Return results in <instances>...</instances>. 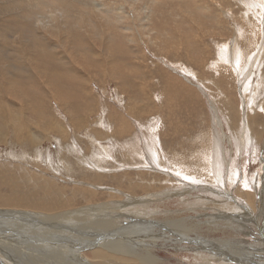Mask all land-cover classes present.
Masks as SVG:
<instances>
[{
  "label": "rangeland",
  "instance_id": "rangeland-1",
  "mask_svg": "<svg viewBox=\"0 0 264 264\" xmlns=\"http://www.w3.org/2000/svg\"><path fill=\"white\" fill-rule=\"evenodd\" d=\"M219 1L149 0L146 3L151 4V11V8L148 9L144 4H137L133 0H0V58L10 61L13 73V81L6 82L3 79V67L0 69V102L9 110H24L32 119L38 118L43 110H47V115L56 124L70 128L68 139L65 141L58 133H55V137L53 133H49L36 140L30 139V142H35L33 146L9 138L7 142H0V223L9 216L6 212L74 213L84 207L97 206L100 195L89 200L91 196L82 191L74 192L77 186L99 190L100 194L105 195L113 191L126 193L138 183L159 187L162 181H158L155 173L162 174L163 177L171 174L174 180L164 179V186L160 189L144 192L135 187L136 194L126 193L130 199L128 206H132L134 200L142 196L162 197L164 192L180 193H169L167 197H162L163 199L147 201V214L160 217L169 212L179 213V221L184 224L182 230L189 232L190 239H187L172 236L162 228L140 227L160 230L157 236L160 238L159 246L156 243L159 258L162 259L160 264H222L214 257L213 252L217 253V243H213L214 240L222 242L218 244L222 249L226 246L236 253L218 252L221 254L218 256H223L225 262L264 264V133L260 136L255 132V135L245 139L238 135L233 129L237 127L229 120V114L218 111L221 102L213 99L217 92L207 89L212 79L228 74V80L233 81L237 93H240L241 101L238 107L243 113L241 123L245 117H249L253 102L256 103L255 110L264 113V85L257 86V90L254 88L257 85L256 80L263 81L264 52L260 68L250 64L258 53L255 48L257 43L259 47L264 48V21L261 19L264 18V10L259 9L262 5L257 0V3L255 0ZM206 4L212 7L211 13L202 8ZM250 6H253V9ZM106 7L115 10L114 19L107 18ZM35 8L38 9L33 11ZM216 11L219 13H215ZM242 11L243 14L240 13ZM261 11L263 17L262 14L259 15ZM121 14L125 16L118 24L115 19ZM213 14L218 18L215 23L209 21ZM246 15L249 16L248 21ZM146 17L148 21H144L143 18ZM56 20L60 26L57 34L53 26ZM26 21L28 23H25ZM217 22L222 24L221 34L216 30V27H219ZM199 23L201 25L196 28ZM95 25L100 26L98 28ZM107 26L112 29L109 30ZM200 27L203 34L213 35V40L210 41L211 60L193 53V43L196 44L197 38L203 40L204 46L207 43L200 34ZM102 29H106L107 34ZM42 43H46L47 48L41 47ZM225 44L229 45L228 51H231V55L245 58L243 66L237 68L244 71V77L253 81L254 87H243L242 80L236 73L222 72V64L217 61L214 64L218 49ZM30 55L43 58L40 67L28 60ZM200 57L206 61L203 67L196 63ZM20 62H23L21 68L18 67ZM17 88L22 93L15 92ZM230 89L233 87L228 90ZM7 91L9 93H6ZM225 92L228 96V92ZM229 99L221 101L229 103ZM26 103L33 109H27ZM63 103L70 106H64ZM34 115L38 116L35 118ZM214 117L218 118L217 127L213 123ZM121 121L128 122L127 127L131 129V133L119 135ZM28 124L39 127L29 122ZM207 135L212 137V145L215 144V138L220 140L221 154L226 150L223 159H219L216 152H212V145L207 147L210 143ZM230 138L233 140L230 141ZM37 140L41 142L38 143ZM158 141L163 144H158ZM253 143L256 144L255 147ZM239 144L242 146L239 147ZM163 151L167 152L168 158H164ZM208 152L210 155L211 152L214 154V163L210 161L206 166L203 165V159ZM139 171H148V174L146 173L143 179L139 176ZM95 173L99 175L96 177ZM7 183L11 185L8 187ZM145 187L147 186H142ZM239 188L255 192V199L249 198L245 192L239 191ZM39 197L43 200L40 201ZM4 200L7 204L3 203ZM110 201L112 199L99 200V204ZM75 202L77 205L73 204ZM42 203L47 204L44 206L48 209H42ZM137 211H125L124 213L130 216L122 217L119 227L123 229L124 226L126 229L142 220L143 223L155 222L153 218L150 222L151 219L147 216H137ZM72 216L77 217L76 214ZM231 217L233 220L227 219ZM212 218L215 221H212ZM15 221L26 224L18 225L19 227L8 224L9 227L0 228V236L4 233V236L12 237L14 242L17 240L20 243L39 238L40 234L33 227L34 218H19ZM28 222L30 226L27 225ZM55 223L59 224L58 221ZM14 227L17 229L13 230ZM140 228L132 230L138 234ZM68 232L76 234L70 229ZM197 233H202L203 238H197ZM167 234L170 236V243L178 244L164 243L163 239ZM207 241L211 245H207ZM48 243L59 249H81L84 258L91 261L94 260L92 251L97 247L93 244L81 245L82 243L78 244L75 240L66 241V245L61 242L59 245L52 238ZM134 245H141V242ZM237 252L244 258L240 260L243 262H238L241 257ZM33 257L36 260L40 258ZM69 258L76 259L74 255ZM118 260L120 264L133 262ZM0 264H14L1 249Z\"/></svg>",
  "mask_w": 264,
  "mask_h": 264
},
{
  "label": "bare ground",
  "instance_id": "bare-ground-1",
  "mask_svg": "<svg viewBox=\"0 0 264 264\" xmlns=\"http://www.w3.org/2000/svg\"><path fill=\"white\" fill-rule=\"evenodd\" d=\"M17 1V0H16ZM50 1V0H49ZM59 1V0H58ZM135 3H141L142 5L144 4L146 8H151V11H152V7L150 6L151 4L149 3H146L147 1L149 0H133ZM161 1V0H160ZM222 1V0H220ZM219 1V2H220ZM257 1H260L262 7H260L259 9L261 10H264V0H257ZM257 1L255 0V2L257 3ZM20 2V0H19ZM40 2V1H39ZM84 2V1H83ZM163 2V1H162ZM254 2V1H253ZM17 3V2H16ZM26 3V2H25ZM58 3V2H57ZM76 3V2H75ZM156 3V1H155ZM216 3V2H215ZM218 3V1H217ZM245 3V2H244ZM255 3V4H256ZM50 4V3H49ZM254 4V5H255ZM51 5V4H50ZM79 5V4H78ZM81 5V4H80ZM167 5V4H165ZM194 4H192L193 6ZM218 5V4H217ZM245 5V4H244ZM260 5V6H261ZM4 6V5H2ZM6 6V5H5ZM37 6V5H36ZM35 6V7H36ZM156 6V5H155ZM189 6V5H187ZM203 6V5H202ZM247 6V4H246ZM256 6V5H255ZM254 6V7H255ZM88 7V6H87ZM186 7V6H185ZM197 7V6H196ZM221 7V6H220ZM249 7V6H247ZM251 7V6H250ZM253 7V6H252ZM251 7V8H252ZM10 8V7H9ZM82 8V6H81ZM187 8V7H186ZM193 8V7H192ZM191 8V9H192ZM202 8H205L207 12L211 13V10H212V7L210 6V4H206L204 5ZM226 8V7H225ZM6 9V8H5ZM36 9L38 8H35L33 11H35ZM85 9V8H84ZM106 16L107 18L109 19H114L113 18V15L115 14V10L114 9H111V8H108L106 7ZM141 9L143 10V8L141 7ZM154 9V8H153ZM253 9V8H252ZM252 9H250L252 11ZM256 9V8H255ZM89 10V9H88ZM196 10V9H195ZM248 10V9H246ZM246 10L245 12L242 11L240 12L241 14H243L244 12V15L246 13ZM254 11V10H253ZM32 12V10H31ZM249 12V11H248ZM255 12V11H254ZM259 12V11H258ZM262 13H260L259 15H261L263 17V11H261ZM22 13V12H21ZM26 13V12H25ZM124 13V11L122 12ZM215 13H219L218 11H216ZM214 13V14H215ZM257 13V12H256ZM33 14V13H30V15ZM38 14V13H37ZM125 14V13H124ZM124 14H121V15H117L118 18L115 19L116 23L120 24V21L122 18H124ZM213 14L212 18L209 19V21H212L215 23V20H217L218 18L215 17V15ZM34 15V14H33ZM116 15V14H115ZM208 15V14H207ZM233 15V14H232ZM248 15V13H247ZM245 18H247V21H248V18L249 16ZM257 17H258V13L256 14ZM88 16V15H87ZM234 16V15H233ZM14 17V16H13ZM159 17V16H158ZM252 17V16H251ZM4 18V17H3ZM6 18V17H5ZM4 18V19H5ZM10 17H8L9 19ZM29 18V17H28ZM152 18V17H151ZM255 18V17H254ZM259 18V17H258ZM257 18V19H258ZM2 19V17H1ZM0 19V21H1ZM144 21H148V18H143ZM235 19V18H234ZM252 19V18H251ZM256 19V18H255ZM260 19V18H259ZM263 19L264 21V18H261ZM13 20V19H12ZM31 20V19H30ZM124 20V19H123ZM127 20V19H126ZM195 20V19H194ZM221 20V19H219ZM244 20V19H243ZM3 21V20H2ZM6 22V21H5ZM57 20L55 21V23H53V26H54V32L57 34V31L60 30V26H58L57 24ZM92 22V21H91ZM234 22V21H233ZM239 22V21H237ZM236 22V23H237ZM253 22V21H252ZM256 22V21H255ZM258 22H262L258 20ZM12 23V22H11ZM15 23V22H14ZM21 23V22H20ZM25 23H28L27 21ZM24 23V25H25ZM7 24V23H6ZM16 24V23H15ZM110 24V23H109ZM145 24V23H143ZM203 24V23H202ZM216 24H219L218 26L219 27H216L218 29L217 32H219V34H221V30H220V26H222L221 23L217 22ZM244 24V23H243ZM256 24H258L256 22ZM263 24V23H262ZM12 25V24H11ZM23 25V27H24ZM43 25V24H42ZM201 25V23H199V25L196 27V28H199V26ZM209 25V24H208ZM238 25V24H237ZM255 25V24H254ZM5 26V25H4ZM14 26V25H13ZM35 26V25H34ZM100 26V25H99ZM99 26H96L95 27H98ZM110 26V25H109ZM204 26V25H203ZM258 26V25H257ZM7 27V26H6ZM243 27V26H242ZM245 27V26H244ZM243 27V28H244ZM256 27V26H254ZM5 28V27H4ZM25 28H26V25H25ZM27 28H28V25H27ZM80 28V27H79ZM108 28L109 30L112 29V27H106ZM212 28V27H211ZM262 28V27H261ZM3 29V28H2ZM7 28H5L6 30ZM22 29V28H21ZM213 29V28H212ZM211 29V30H212ZM237 29V28H236ZM253 29V27H252ZM1 30V28H0ZM4 30V29H3ZM2 30V31H3ZM10 30V29H9ZM28 29H26L27 31ZM37 30V29H36ZM204 30V29H203ZM238 30V29H237ZM72 31V30H70ZM102 31L107 34L106 32V29H102ZM5 32V31H4ZM28 32V31H27ZM38 32V31H37ZM36 32V33H37ZM88 32V31H87ZM213 32L215 33L214 29H213ZM3 33V32H2ZM8 34V33H7ZM24 34V33H22ZM25 34H28V33H25ZM24 34V35H25ZM44 34V33H43ZM42 34V35H43ZM62 34V33H61ZM104 34V35H105ZM200 34L202 36L203 39H205L207 41V43L203 44V40H201L200 38H197L196 39V44L193 43V53L195 52V54H201L204 59L207 58L208 60L210 59L211 60V56H209L211 53H212V47H211V40L213 35H205L202 33V28L200 27ZM3 35V34H2ZM100 35V33H99ZM102 35V34H101ZM225 35V34H224ZM257 35V34H255ZM254 35V36H255ZM4 36V35H3ZM2 36V37H3ZM9 36V34H8ZM19 36V35H18ZM17 36V37H18ZM32 36V35H31ZM24 37V36H23ZM42 37V36H41ZM150 37V36H149ZM5 38V37H3ZM16 38V37H15ZM25 38V37H24ZM31 38V37H30ZM34 38V37H32ZM36 38V37H35ZM40 38V37H39ZM66 38V37H65ZM69 38V37H67ZM179 38V37H178ZM38 39V38H36ZM102 39V38H101ZM100 39V40H101ZM106 39V37H105ZM16 40V39H15ZM25 40V39H24ZM28 40V39H26ZM25 40V41H26ZM19 41V40H18ZM39 41V40H38ZM179 41V40H178ZM240 41V40H239ZM1 42V41H0ZM6 42V41H5ZM16 42V41H15ZM14 42V43H15ZM37 42V41H36ZM35 42V43H36ZM253 42V41H252ZM251 42V43H252ZM9 43V42H8ZM24 43V42H23ZM27 43V42H26ZM41 43V42H40ZM238 43V42H237ZM3 44V43H2ZM18 44V43H17ZM20 44V43H19ZM235 44V43H234ZM1 45V43H0ZM10 45V44H9ZM30 45V44H29ZM37 46L39 45L38 43L36 44ZM47 44L46 43H42L41 44V47H46ZM253 45V44H252ZM258 46H256L255 48L258 50V53L257 55L255 56L254 55V58L253 60L250 62V64H255L257 65L258 68L259 67V64L261 62V59H262V55H263V52H264V48L262 47H259V44L257 43ZM25 46V45H23ZM27 46V45H26ZM32 46V45H31ZM181 46V45H180ZM249 46V45H248ZM251 46V45H250ZM2 47V46H1ZM17 47V46H16ZM22 47V46H21ZM39 47V46H38ZM252 47V46H251ZM250 47V48H251ZM37 48V47H35ZM10 49V48H9ZM13 49V48H12ZM229 45H223V46H220V50L218 49V54L216 55V58L214 60V64L217 62L221 63L222 64V72H228V73H236L239 78L242 80V84H243V87H246V86H253V81L251 82L248 78L244 77L243 76V73L244 71H240L239 68L237 67H241L243 66V60L242 59L243 57L242 56H239V57H236L235 54H232L231 55V51L229 50ZM249 49V48H248ZM21 50V49H20ZM31 50V49H30ZM256 50H254L255 52ZM262 51V53L260 52ZM22 52V51H21ZM38 52V51H37ZM49 52V51H48ZM234 52V51H233ZM25 53V52H23ZM245 53V52H244ZM22 54V53H21ZM31 54V53H30ZM246 54V53H245ZM26 55V54H25ZM227 55V56H226ZM231 55V56H230ZM27 56V55H26ZM235 57H236V61H235ZM246 57V55H245ZM201 58V57H200ZM203 58H201L198 62H196L200 67H203L205 64H206V61L204 60ZM250 59V58H249ZM28 60L31 61L32 63H36L37 65H39L40 67V63H41V60H43V58H41L39 55L37 56H29L28 57ZM24 62H27V61H24ZM14 63V62H13ZM12 63V64H13ZM10 61H6L4 60L2 57L0 58V69L2 68V74H4L3 76V79L8 82V80L13 81L12 80V76L11 74L12 71H11V67H10ZM21 64H23V62H20L18 63V67L21 68ZM15 65V64H14ZM46 65V64H45ZM245 65V64H244ZM43 65H41L42 67ZM31 70V69H30ZM1 71V70H0ZM107 71V70H106ZM221 72V73H222ZM0 73V74H1ZM264 73V72H263ZM1 74V75H2ZM183 74V73H182ZM225 74V73H224ZM235 74V75H236ZM184 75V74H183ZM231 76V74H230ZM184 77V76H183ZM228 77L229 75L228 74H225L224 76H222L221 78H217V79H212L210 83V86L207 85V89H211L212 91L215 90V92H217V96L216 97H212L213 99H215L214 101H220L221 102V106L218 108V111H222L223 113H228L229 116H230V119L231 120V123L233 125H235L237 128H233L237 133L238 135L244 137H249V136H252L253 134L255 135V132L256 134H259L260 136L264 133V113L263 112H260V111H256L255 110V105L256 103L253 102L252 105H251V108H250V115L249 117H245V120L243 123H241V121L243 120V113L241 111V109L238 107V104H240V101H241V97L239 96V94L237 93V87L236 85L233 83V81H229L228 80ZM15 78V77H14ZM87 78V77H86ZM199 78V77H198ZM231 78V77H230ZM234 78V77H233ZM2 79V78H0ZM48 79V78H47ZM185 79V78H184ZM232 79V78H231ZM42 80V79H41ZM49 80V79H48ZM200 80V79H199ZM225 80V81H224ZM233 80V79H232ZM262 80L260 82V80H256L257 81V85L254 87L256 90H257V86L259 85H264V74H263V77H262ZM15 81V80H14ZM20 81V80H19ZM30 81V80H29ZM224 81V84L223 86L222 83ZM235 82H237V80H234ZM255 81V80H254ZM190 82V81H189ZM14 83V82H12ZM23 83V82H22ZM241 83V82H240ZM59 84V83H58ZM239 84V83H238ZM4 85V84H2ZM11 85V84H10ZM55 85V84H54ZM15 86V85H14ZM14 86H10V88H14ZM238 86V85H237ZM20 87V85L18 86ZM22 87V86H21ZM182 87V86H181ZM185 88V86H183ZM230 88L233 87V89H230ZM261 87V86H260ZM1 88V87H0ZM5 88V87H4ZM9 88V87H8ZM22 89V88H21ZM13 90V89H12ZM24 90V89H23ZM183 90V89H182ZM20 91V89L17 88V91L15 92H18ZM32 91V90H31ZM199 91V90H198ZM228 92V96L226 94V92ZM37 91H35L36 93ZM210 92V91H209ZM1 93V92H0ZM6 93H9V91H7ZM20 93H22V91H20ZM34 93V94H35ZM188 94V92H187ZM3 95V93H2ZM7 95V94H6ZM18 95V94H17ZM37 95V94H35ZM42 95V94H41ZM184 95V94H183ZM28 96V95H26ZM31 96V95H29ZM33 96V95H32ZM31 96V97H32ZM223 96V97H221ZM236 96V97H235ZM8 97V96H7ZM16 97V96H14ZM36 97V96H35ZM60 97V96H59ZM229 97H231L232 99L230 100ZM41 98V97H40ZM190 98V97H189ZM192 98V97H191ZM190 98V99H191ZM15 99V98H13ZM19 99V98H18ZM222 99H229L230 102H225V103H222ZM34 100H37V99H34ZM4 101V99H3ZM187 101V100H186ZM33 102V101H32ZM174 102V101H173ZM12 103V102H11ZM264 103V102H263ZM36 105V104H35ZM39 105V104H38ZM64 106H70L68 104H64ZM62 105V106H63ZM187 105V104H186ZM42 106V105H41ZM50 106V105H49ZM15 107V106H14ZM19 107V106H18ZM34 107V106H33ZM26 108L27 109H33L32 107L29 106L28 103H26ZM189 108V107H188ZM38 110H39V106H38ZM216 110V109H215ZM31 111V110H30ZM34 112V111H32ZM52 112V111H51ZM49 112L47 110H43L42 111V114L41 115H37L38 118L36 119H32V117H28V115H26V112H24V110H20V111H14L13 108L12 110L8 109V107L4 104V103H1L0 102V142L4 143V142H7L8 138L9 139H14V141L16 140L17 142L19 143H23L25 142L26 144H29L31 146H33V144L35 142H30V139H37V138H40V137H45L46 135H48L49 133H53L54 134V137H55V133L62 138L64 139L63 141L67 140L68 139V132L70 130V128H66V127H63L61 126L59 123H55V121L52 119V118H49V115H47ZM30 114V113H29ZM38 114V113H36ZM30 116V115H29ZM32 116V114H31ZM216 116V115H215ZM112 117V116H111ZM56 118V117H55ZM115 118V117H114ZM119 118V117H118ZM26 120L31 123V124H34V125H38L39 127H34V126H31L28 124V122H26ZM126 120V119H124ZM217 121H218V118L217 117H214V124H215V127L218 126L217 124ZM255 122H256V127H255ZM122 123V126L120 127L119 125V135H125L127 134L128 132L131 133V129H129V125L127 123H125V121H121ZM64 124V123H63ZM62 124V125H63ZM128 125V127H127ZM87 126V125H86ZM116 126V125H115ZM118 127V126H117ZM255 127V128H254ZM82 128V127H81ZM111 128V127H110ZM78 130V129H77ZM80 130V129H79ZM93 130V129H92ZM91 130V131H92ZM109 130V129H108ZM112 130V129H111ZM50 131V132H49ZM77 132V131H76ZM93 132V131H92ZM109 132V131H108ZM107 132V133H108ZM112 132V131H111ZM116 132V131H115ZM96 134V133H95ZM94 134V135H95ZM109 134V133H108ZM104 135V134H103ZM106 135V134H105ZM82 136V135H81ZM108 136V135H107ZM112 136L114 137V135L112 134ZM208 136V135H207ZM209 137V136H208ZM215 138V137H213ZM48 139V138H47ZM227 139V138H226ZM182 140V139H181ZM211 140L212 137L210 136L209 137V144H207V147H209L211 144ZM233 139L230 138V141H232ZM38 143L41 142L39 140H37ZM36 141V142H37ZM215 141V144L212 145V152L214 151V153L216 152V156L219 158V159H223L224 156L226 154V150L224 151L223 154H221L220 152V148H221V144H220V140L218 138H215L214 139ZM159 142L161 141H158L157 143L159 144ZM236 142V140H234V143ZM162 143V142H161ZM163 144V143H162ZM161 144V145H162ZM254 147L256 146L255 143L252 144ZM21 146L23 147V144H21ZM25 146V145H24ZM197 146V145H196ZM242 146L241 144H239V147ZM42 147V146H41ZM162 147V146H159V148ZM25 148V147H24ZM23 149V148H22ZM161 150V149H160ZM39 151V150H38ZM188 152V151H186ZM207 153V151H205ZM211 152V155H210V152H208V155L204 157V162H203V165H208L210 164V161L211 163L213 162L214 163V158H213V153ZM174 153V152H173ZM38 154V153H37ZM163 156L164 158H168V154L167 152H164L163 151ZM176 153H174V156H175ZM189 154V153H188ZM196 154V153H195ZM178 155V154H177ZM185 155V154H184ZM183 156V155H182ZM176 157V156H175ZM181 157V156H180ZM194 157V156H193ZM226 157V156H225ZM176 159V158H175ZM178 159V158H177ZM196 159V158H195ZM26 160V159H25ZM38 160V159H37ZM27 161V160H26ZM7 164V163H6ZM39 164V163H38ZM167 164V163H166ZM5 165V164H4ZM184 165V164H182ZM7 167V166H6ZM8 168V167H7ZM182 168V167H181ZM3 169V168H2ZM24 169V168H23ZM15 170V169H14ZM5 171V170H3ZM183 171V169H182ZM10 172H12L10 170ZM29 173H33L35 175L34 172H30L28 171ZM126 172V171H125ZM128 172V171H127ZM139 176H142L143 179L146 177V173L148 174V171H139ZM9 173V172H8ZM27 173V172H26ZM183 173V172H181ZM15 174V173H14ZM33 174L31 176H33ZM37 174V173H36ZM40 174V173H39ZM42 174V173H41ZM96 174V177L99 175L98 173H95ZM130 174V173H129ZM2 175V172L0 173V177ZM23 175V173H22ZM38 175V174H37ZM81 175V174H80ZM128 175V174H127ZM162 175V174H161ZM160 174L158 173H155V177H157L158 181H162L164 179H167V180H171L173 181L174 180V177L171 176V174H167L165 177H163V175L161 176ZM84 176V174H83ZM101 176V175H100ZM12 177V176H11ZM15 177V176H14ZM44 177V176H43ZM172 177V178H171ZM36 177H34L33 179L35 180ZM2 180V178H0ZM18 179V178H17ZM48 179V178H47ZM100 179V178H99ZM0 180V181H1ZM14 180V179H13ZM12 180V181H13ZM16 180V179H15ZM14 180V181H15ZM43 180V178H42ZM132 180V179H130ZM7 181H10V180H7ZM49 181V179H48ZM101 181V179L99 180V182ZM28 182V181H27ZM51 182V181H50ZM98 182V183H99ZM161 182V186L159 187H156L157 185H153L151 187H148V183H138L136 185H134V187L129 191V192H126V193H129V194H136V192L134 191V188L135 187H138V189H142L144 192H149V191H153V190H156V189H160L164 186V184ZM12 183V182H11ZM20 183V182H19ZM18 183V184H19ZM32 183V182H31ZM38 183V182H37ZM43 183V182H42ZM8 184V183H7ZM15 184V183H14ZM17 184V185H18ZM33 184V183H32ZM11 185V184H10ZM9 184L7 185L8 187L10 186ZM40 185V183H39ZM46 185V184H45ZM95 185V184H94ZM97 185V183H96ZM103 185V183H102ZM145 185L147 187L145 188H142V186ZM29 186V184H28ZM27 186V187H28ZM3 187V186H2ZM6 187V186H5ZM7 187V188H8ZM13 187V185H12ZM11 187V189H12ZM14 187H17V186H14ZM23 187V186H21ZM41 187V186H40ZM100 187V186H99ZM44 188V187H42ZM101 188V187H100ZM9 189V188H8ZM39 189V188H38ZM37 189V191H38ZM243 188H239L238 190L239 191H242V192H245V194L249 197V198H254L255 197V192L252 193L251 191H249L248 189L247 190H242ZM31 190V189H30ZM64 190V188H63ZM10 191V190H9ZM28 191V190H27ZM83 192L85 195H88V196H91V198L89 200H91L92 198H95L96 195L99 196V200H103V201H106V200H111L110 203L108 202H102L103 204H99V200H98V204L97 206L95 205L94 207H84L83 210H78L74 213L72 212H57V213H47V214H44L43 212H39V214H35L33 212H23V211H12V212H6L9 216H7L8 219H14V221H9L7 218L5 219L4 222H1L0 223V228L3 229V227H9L7 226L8 224H10V226L12 225H17L16 227H19L18 225H22V224H26V223H21L19 221H15V219H19V218H34L35 221H34V224H33V227L36 229V231L40 234L39 238H36V239H30V241H25V242H18L17 240H15V242L9 238L7 235L4 236V233L3 235L1 234L0 236V249L2 251H4L6 253V256L7 258H9V260H11L14 264H115V261L117 262V264H120L119 263V260L118 259H122V260H125V261H129V260H133L132 263H129V264H160L161 263V260H160V255H158V252H157V244L159 246V241H160V238L157 237L159 236V232L160 230H156V229H165L167 231L170 232V234L172 236H177V237H184V238H187V239H190L189 238V232L188 231H183L182 230V227L184 226V224L179 221V218H180V215L179 213H172V212H169L166 216L165 215H162L160 217H157V216H153L152 217V214H147L149 213L148 212V207H149V204L147 203L148 200H153L154 199H157L160 200V199H163L162 197H167V195L169 193H175V194H180L178 191L176 192H164L162 194H164L162 197H151L149 195H147L146 197L143 198L142 197H139L137 199L134 200V203L132 206H128V203L130 202V199L128 198V196L126 195V193L124 192H120V191H113V192H110L109 194H100L98 191H96L95 189L92 190V189H88V188H85V187H80V186H77L75 188V191L74 192ZM124 191V190H123ZM170 191V190H168ZM33 193V192H32ZM61 193V192H60ZM66 193V192H65ZM166 193V194H165ZM3 194V193H2ZM1 194V195H2ZM29 194V192H28ZM4 195V194H3ZM2 195V196H3ZM8 195V194H7ZM25 195V194H24ZM23 195V196H24ZM31 195V193H30ZM60 195V194H59ZM64 195V194H63ZM63 195L62 198H63ZM75 195V194H74ZM39 196V195H38ZM41 196V195H40ZM72 196V195H71ZM106 196V197H105ZM141 196V195H140ZM145 196V195H144ZM5 197V196H4ZM10 197V196H9ZM27 199H28V196H26ZM25 197V198H26ZM30 197V196H29ZM44 197V196H43ZM79 197V196H78ZM125 197V198H124ZM164 197V198H165ZM6 198V197H5ZM12 198V197H10ZM22 198V196H21ZM24 198V199H25ZM58 198V197H57ZM115 198V199H113ZM25 199V200H27ZM38 199V198H37ZM40 199V197H39ZM47 199V197H46ZM64 199V198H63ZM255 199V198H254ZM43 200V199H42ZM40 199V201H42ZM45 200V199H44ZM72 200V199H71ZM2 201V200H1ZM29 201V199H28ZM27 201V202H28ZM39 201V202H40ZM21 202V201H20ZM31 202V201H30ZM35 202V201H34ZM47 202V201H46ZM56 202V201H54ZM91 202V201H90ZM89 202V203H90ZM255 202V201H254ZM3 203H6L5 200ZM58 203V202H57ZM84 203V202H83ZM7 204V203H6ZM12 204V203H11ZM14 204V202H13ZM23 204V203H22ZM21 204V205H22ZM45 203H42V207L44 206ZM53 204V203H52ZM60 204V203H59ZM58 204V205H59ZM73 204H76L73 203ZM82 204V203H81ZM92 203H90L91 205ZM9 205V204H8ZM33 205V204H32ZM35 205V204H34ZM47 205V204H45ZM49 205V204H48ZM56 205V204H55ZM63 205V204H62ZM77 205V204H76ZM252 205H253V202H252ZM1 206V205H0ZM7 206V205H6ZM5 206V207H6ZM11 206V205H10ZM54 206V205H53ZM71 206V205H70ZM213 206V205H211ZM22 207V206H21ZM30 207V206H29ZM54 207H57V206H54ZM53 207V209H55ZM215 207V206H213ZM222 207V206H220ZM226 207V206H225ZM251 207V206H250ZM40 208V207H39ZM47 207L44 206V208L42 209H45ZM52 208V207H51ZM48 209V208H47ZM46 209V210H47ZM20 210V209H18ZM51 210V209H49ZM139 210V211H137ZM28 211V210H27ZM48 211V210H47ZM45 211V212H47ZM54 211V210H53ZM51 211V212H53ZM125 211H128V212H133V211H137V216H147L149 217V220L150 222L152 221V218L155 219V222L153 223H143V220L142 221H139V223L137 222L136 224H132L131 226L127 227L126 229H124V226L122 227L123 229H121L119 227V221H121V218L124 217V218H129V214H125L124 212ZM212 211V210H211ZM37 212V211H36ZM50 212V211H49ZM139 212H141L142 214H140ZM212 213V212H211ZM73 214H76L77 217L75 216H72ZM166 214V213H165ZM218 214V212H217ZM217 216V215H216ZM131 218V217H130ZM2 219V218H1ZM133 219V218H132ZM148 219V218H147ZM147 219H144V220H147ZM229 220H233L232 217L231 219L230 218H227ZM68 220V221H67ZM130 220V219H129ZM221 220V219H220ZM56 221H58L59 224L55 223ZM127 221V220H126ZM212 221H215L214 218H212ZM211 221V222H212ZM145 222V221H144ZM228 222V221H227ZM232 222V221H231ZM230 222V223H231ZM63 223V224H62ZM30 222H28V226ZM122 224V223H121ZM120 224V226H121ZM236 224V223H235ZM150 226H154L155 228L151 227V228H140V227H150ZM13 230H15V228ZM21 227V226H20ZM137 228H140L138 231L139 233L137 234L136 231H133L132 229H137ZM210 228V227H209ZM213 228V227H212ZM17 229V228H16ZM68 229L72 230V231H75L76 234H71L68 232ZM61 231L60 233L58 231ZM132 230V231H131ZM220 230V229H219ZM7 231V230H6ZM21 231V229H20ZM143 232V233H140V232ZM10 232V231H9ZM22 232V231H21ZM26 232V231H25ZM2 233V232H1ZM17 233V232H16ZM130 233V234H128ZM34 234V233H33ZM202 233H197V238H203ZM252 234V232H251ZM17 235V234H16ZM26 235V233H25ZM52 235H55V236H52ZM18 236V235H17ZM14 237V236H13ZM240 237V235H239ZM35 238V237H34ZM54 239L56 244H59L62 242L63 244H65L66 241H72V240H75L78 244H81V245H87V244H93L94 246H97L96 249L94 251H92V254L94 255V260L91 261V260H87L86 258H84L83 254H81V249H76L75 250H67V249H59V248H56L54 247L53 245H50L48 243V240L49 239ZM19 239V238H18ZM212 239V238H211ZM231 239V238H230ZM244 239V238H243ZM201 240V239H199ZM237 240V239H235ZM20 241V240H19ZM61 241V242H60ZM227 241V240H226ZM136 242H141V245H134V243ZM163 242L164 243H168L169 244H178L177 242H172L170 243V236L169 234H167V237H165L163 239ZM211 242V241H210ZM157 243V244H156ZM213 243H217L215 244V247H217V253H214L213 255L216 259L219 260L220 263L222 264H233L231 262H225V258L223 256L219 257L221 254H218V252L222 251V252H227L229 251L230 253H233L230 251V249H228V247L225 246L224 249H222V247L218 244H221L222 242H217L214 240ZM68 244V243H67ZM202 244V243H201ZM66 245V244H65ZM207 245H211L209 244V242L207 241ZM225 245V243H224ZM249 245V244H248ZM206 246V245H205ZM86 247V246H85ZM178 247V246H176ZM202 247V246H201ZM209 247V246H208ZM207 247V248H208ZM235 247V246H234ZM206 248V247H205ZM230 248V247H229ZM212 249V248H211ZM212 254V252H209ZM240 253V252H239ZM239 253L237 252V255H239ZM217 254V255H216ZM233 254H236V253H233ZM243 254V253H242ZM40 255V256H38ZM71 255H74L76 257L75 260H71L69 257ZM219 255V256H218ZM222 255H225V253H222ZM33 256H36V257H40L39 260L35 259ZM212 256V257H213ZM241 258H238V262H243V261H240V260H243L242 259V255H239ZM245 257V256H244ZM247 257V256H246ZM205 258V257H204ZM237 258V257H236ZM210 259V258H209ZM227 260V259H226ZM231 260V259H229ZM210 264H212V262H209ZM245 263V262H244Z\"/></svg>",
  "mask_w": 264,
  "mask_h": 264
}]
</instances>
